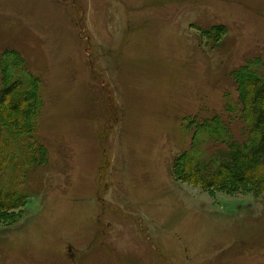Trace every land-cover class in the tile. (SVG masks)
<instances>
[{"label":"rangeland","instance_id":"1","mask_svg":"<svg viewBox=\"0 0 264 264\" xmlns=\"http://www.w3.org/2000/svg\"><path fill=\"white\" fill-rule=\"evenodd\" d=\"M11 51L40 79L48 160L0 216V264H264V191L174 173L191 119L242 137L235 75L264 73V0H0Z\"/></svg>","mask_w":264,"mask_h":264},{"label":"trees","instance_id":"2","mask_svg":"<svg viewBox=\"0 0 264 264\" xmlns=\"http://www.w3.org/2000/svg\"><path fill=\"white\" fill-rule=\"evenodd\" d=\"M248 66L252 65L240 67L235 75L241 105H247L241 118L245 134L239 137L235 132L237 138L221 115L191 119L192 145L174 164L178 179L227 193L264 191V73L244 71ZM241 83L247 86L244 95ZM40 85L17 53L0 60V216L9 223L27 204L30 190L23 185L31 172L48 160V149L37 137L43 107ZM205 145L212 150L205 151Z\"/></svg>","mask_w":264,"mask_h":264}]
</instances>
